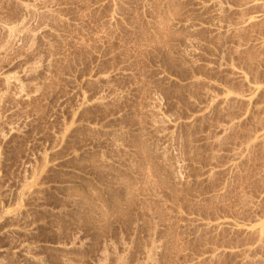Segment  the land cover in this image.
Instances as JSON below:
<instances>
[{
    "label": "rangeland",
    "instance_id": "obj_1",
    "mask_svg": "<svg viewBox=\"0 0 264 264\" xmlns=\"http://www.w3.org/2000/svg\"><path fill=\"white\" fill-rule=\"evenodd\" d=\"M0 264H264V0H0Z\"/></svg>",
    "mask_w": 264,
    "mask_h": 264
}]
</instances>
